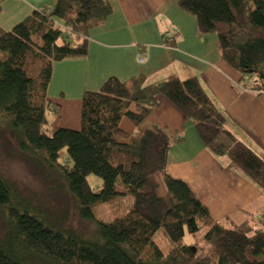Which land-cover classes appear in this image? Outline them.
Here are the masks:
<instances>
[{"label":"trees","instance_id":"obj_1","mask_svg":"<svg viewBox=\"0 0 264 264\" xmlns=\"http://www.w3.org/2000/svg\"><path fill=\"white\" fill-rule=\"evenodd\" d=\"M176 5L200 35H215L219 60L248 90L264 94V0ZM110 14L107 0H56L48 13L34 11L8 31L0 27V130L14 137L20 154L71 201L90 231L63 230L61 219L30 206L0 178V258L8 264H264L263 232L223 228L185 183L166 174L168 149L180 139L141 129L164 99L211 155L227 159L264 193V158L225 130L195 78L171 76L148 86L141 76L126 83L109 78L82 94L77 131L49 125L45 115L58 110L46 97L52 65L84 59L88 31ZM123 121L131 133L121 129ZM135 130L138 139L131 136ZM88 176L109 191H91ZM98 205L108 208L111 220L94 217ZM46 238L57 239V253L37 246Z\"/></svg>","mask_w":264,"mask_h":264},{"label":"crops","instance_id":"obj_2","mask_svg":"<svg viewBox=\"0 0 264 264\" xmlns=\"http://www.w3.org/2000/svg\"><path fill=\"white\" fill-rule=\"evenodd\" d=\"M55 2L0 0V27L8 31L34 11L47 13ZM107 4L111 14L87 33V56L52 65L46 97L58 110L48 113L51 127L77 131L82 94L97 91L109 78L126 83L141 76L145 86L171 76L195 78L223 116L225 130L264 158V94L250 92L248 84L219 60L215 35H200L194 19L177 8L176 0ZM138 56L141 64L136 63ZM143 124L162 130L170 141L180 139L168 149L165 172L188 186L215 223L264 233V193L227 159L211 155L193 125L167 101L159 99ZM124 130L132 132L129 125Z\"/></svg>","mask_w":264,"mask_h":264},{"label":"rangeland","instance_id":"obj_3","mask_svg":"<svg viewBox=\"0 0 264 264\" xmlns=\"http://www.w3.org/2000/svg\"><path fill=\"white\" fill-rule=\"evenodd\" d=\"M137 58L136 63L139 64ZM45 116L48 121L51 122L53 120V117L49 116L48 113ZM123 122L121 123V129L127 131L124 130V127H127L128 123ZM143 126L144 124H142L141 129L144 128ZM131 136L134 139H138L139 131L135 130ZM222 140L221 143H224ZM224 145L226 144L224 143ZM0 178L11 185L21 199L28 202L30 206L44 208L54 220L61 219L63 230L72 231L79 235L90 233L89 227L85 226L76 217L71 201L65 196H62V193L56 192L53 184H49L48 181H45L43 175L35 169L32 163L20 154L14 137L2 129L0 130ZM86 183L94 193L102 190H104L105 193L109 191V187L106 184L93 176H88L86 178ZM128 200L129 205L131 200L130 198ZM93 211L96 219L102 220V222L111 220V215L107 207L98 205L93 208ZM243 227L244 226H237L234 229H241ZM252 234L253 233L250 235ZM56 241L57 239H42L37 242V246L49 253H57L55 249ZM183 243L189 245L190 240L185 237ZM0 264L8 263L0 258Z\"/></svg>","mask_w":264,"mask_h":264},{"label":"built area","instance_id":"obj_4","mask_svg":"<svg viewBox=\"0 0 264 264\" xmlns=\"http://www.w3.org/2000/svg\"><path fill=\"white\" fill-rule=\"evenodd\" d=\"M137 62H138L139 64L142 63V59H141V57H138V58H137Z\"/></svg>","mask_w":264,"mask_h":264}]
</instances>
